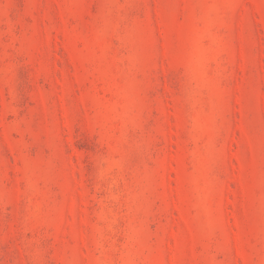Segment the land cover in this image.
Instances as JSON below:
<instances>
[{
  "label": "rangeland",
  "instance_id": "1",
  "mask_svg": "<svg viewBox=\"0 0 264 264\" xmlns=\"http://www.w3.org/2000/svg\"><path fill=\"white\" fill-rule=\"evenodd\" d=\"M0 264H264V0H0Z\"/></svg>",
  "mask_w": 264,
  "mask_h": 264
}]
</instances>
